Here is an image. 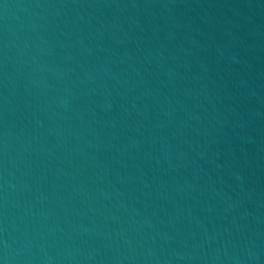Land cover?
Wrapping results in <instances>:
<instances>
[{
	"label": "water",
	"instance_id": "obj_1",
	"mask_svg": "<svg viewBox=\"0 0 264 264\" xmlns=\"http://www.w3.org/2000/svg\"><path fill=\"white\" fill-rule=\"evenodd\" d=\"M0 264H264V0H0Z\"/></svg>",
	"mask_w": 264,
	"mask_h": 264
}]
</instances>
